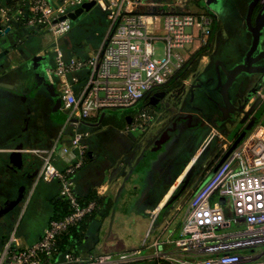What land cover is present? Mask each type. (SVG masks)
<instances>
[{"label":"crops","instance_id":"crops-1","mask_svg":"<svg viewBox=\"0 0 264 264\" xmlns=\"http://www.w3.org/2000/svg\"><path fill=\"white\" fill-rule=\"evenodd\" d=\"M149 1L178 2L181 10L193 13L210 9L215 24L207 52L188 63L189 75L177 87L162 90L166 94L158 102L153 98L161 91L144 101V106L161 113V121L145 133H124L132 121L130 112H107L78 128L68 122L58 80L51 72L54 48L44 31L24 24L29 15L25 0H0L8 11L6 21L0 22V209L24 196L18 206L0 215V243L14 235L21 247L35 244L56 213L63 211L59 183L39 180L42 161L32 150L69 146L75 133L83 131L85 161L75 175L76 191L83 202L97 197L101 205L82 224L74 247L83 257L146 256L156 238L178 236L181 223L177 226L173 216L186 205L180 199L191 190L198 163L204 158L203 169L223 144L228 150L248 126L264 124V72L241 71L227 88L228 101L223 93L228 75L246 64L252 48L247 17L254 0H209L208 5L201 0ZM138 10L151 13L155 7ZM107 16V9L95 3L77 19L70 18L72 30L60 40L66 58H87L100 49L109 30ZM260 52H264V27L256 55ZM255 67L264 71V58ZM257 101L253 118L230 109L245 105L248 111ZM214 141L220 144L205 156ZM175 142L178 149L173 152ZM55 164L64 166L59 157ZM181 189L177 200L164 209ZM172 206L173 215L168 211ZM260 261L264 264V254ZM58 262H65L64 255Z\"/></svg>","mask_w":264,"mask_h":264},{"label":"built area","instance_id":"built-area-1","mask_svg":"<svg viewBox=\"0 0 264 264\" xmlns=\"http://www.w3.org/2000/svg\"><path fill=\"white\" fill-rule=\"evenodd\" d=\"M201 1L208 5L209 0ZM90 2L108 11L106 38L89 57L66 58L60 40L72 30L69 14ZM25 4L29 15L24 24L44 31L55 50L51 72L58 80L62 109L75 128L107 112L122 111L132 114L124 133L147 132L161 121V113L144 106V101L165 90L192 56L209 44L215 24L212 10L184 11L178 2L25 0ZM142 6L155 7V11H139ZM7 15L0 6V22L6 21ZM86 135L77 131L69 146L32 150L42 161L39 180L59 183L69 212L52 220L42 238L31 246L21 247L14 235L0 243V264H263L264 124L254 126L199 187L182 217L177 237L156 238L146 256L105 253L83 257L68 253L64 263L58 262L61 238L100 208L97 200L82 202L76 191L75 175L84 165ZM56 157L63 160L62 168L55 164ZM104 192L101 186L98 193ZM222 198L230 210L220 203Z\"/></svg>","mask_w":264,"mask_h":264},{"label":"water","instance_id":"water-1","mask_svg":"<svg viewBox=\"0 0 264 264\" xmlns=\"http://www.w3.org/2000/svg\"><path fill=\"white\" fill-rule=\"evenodd\" d=\"M94 6H95V2L86 3L83 6H81L80 8H78L74 13L69 14V17L71 19L75 20V19H77V17H79L85 11L91 10ZM247 23H248V26H249V28H250L251 32L253 33V36H254L253 45H252V48L248 54L246 64L237 67L235 70H233V72H231L228 75L229 80H228V83L225 85V88L223 90V93H224L227 101L229 100L227 88L232 82H234L235 78L237 77V75L241 71H247V72H252V73L264 72L263 69L255 67V65L264 58V52H260L259 54L256 55V53H258V48H259V44H260L261 31L264 27V1L262 2V0H254L252 2L251 6L249 8V12H248ZM165 94H166L165 91H161V92L156 93L155 98H153V101L158 102L161 98H163L165 96ZM257 104H258V101L255 102V104H253L251 109L248 111H245V105L241 106L240 108H235V107L231 106L230 109H232L234 111L237 110L238 112L245 114V118L248 119V118H253L252 113L254 112ZM261 111H264V105H263ZM225 112L227 113V115H229V113H230L229 110H225ZM252 128L253 127L251 124L239 135V137L237 139L234 140V142L229 146L228 150L222 155L219 162L213 168V170L209 174L208 178L212 177L215 174V172L223 164V162L226 160V158L238 147V145L242 142V140L246 137V135L250 132V130ZM194 171H195V166L192 167L190 174H192ZM183 189H181L180 192H178L176 195H174L169 200V202L166 204L164 209H166L168 206H171L174 203V201L177 200V198L180 196ZM23 199H24L23 194H20L15 200H11V201L6 202L5 206L0 209V215L6 214L10 210H12L16 206H18L22 202ZM220 203L223 205L226 204V198H222L220 200Z\"/></svg>","mask_w":264,"mask_h":264},{"label":"trees","instance_id":"trees-1","mask_svg":"<svg viewBox=\"0 0 264 264\" xmlns=\"http://www.w3.org/2000/svg\"><path fill=\"white\" fill-rule=\"evenodd\" d=\"M207 52V47H205V48H203V49H201V50H199L196 54H194L193 56H192V58L188 61V63L189 64H193V63H195L196 61H197V59L199 58V57H201L202 55H204L205 53ZM188 63L185 65V67L181 70V71H179L175 76H174V78L172 79V81L170 82V84H169V86L165 89V90H170V89H173V88H175V87H177L179 84H180V82H181V80H183V79H185L188 75H189V73L191 72V70H188L187 69V65H188ZM80 198V197H79ZM62 199V198H61ZM93 199H95V200H97L98 201V203H99V205H101V200L99 199V198H97V197H94ZM63 200V199H62ZM82 201V200H81ZM83 202V201H82ZM63 203H64V209H63V211L62 212H58V213H56V215L54 216V218L52 219V220H54V219H61V218H63L65 215H67L68 214V212H69V209H68V206H67V204H66V202H65V200H63ZM95 213V212H94ZM93 213V214H94ZM92 214V215H93ZM91 215V216H92ZM91 216H89V217H91ZM89 217H87L79 226H77V227H74V228H72L70 231H69V233L68 234H66V235H64L62 238H61V240L59 241V243H58V245H57V248H58V255H57V258H59V256H61V255H65V254H68V253H70V254H73V255H75V256H81L80 255V253L76 250V248L74 247V244H75V242L79 239L78 237H79V234L81 233L80 231H81V226H82V224L89 218ZM153 264H158V263H153ZM160 264H171V263H169V262H162V263H160Z\"/></svg>","mask_w":264,"mask_h":264},{"label":"rangeland","instance_id":"rangeland-1","mask_svg":"<svg viewBox=\"0 0 264 264\" xmlns=\"http://www.w3.org/2000/svg\"><path fill=\"white\" fill-rule=\"evenodd\" d=\"M94 23V22H93ZM45 39H46V41L48 42V44H49V37H47V36H45ZM181 131V130H180ZM182 132H180V134H181ZM220 143H217L216 141H214L212 144H211V146H209V149L206 151L207 153L205 154V156L206 155H209V153H210V150H212V148H214L215 147V149H216V147H218V145H219ZM226 148H227V144H223V146H222V148H220V149H217V151L214 153V154H212L211 156H210V162H209V164L207 165V166H204V168L203 169H201L202 168V162L204 161V158L201 160V162H199L198 163V165H197V167H198V172L193 176L194 178H196L195 179V181L194 182H196V181H198V184L195 186V187H193L185 196H183V198L182 199H180V200H184L185 199V201H186V205L185 206H183L182 207V210H179V212L175 215V216H173V220H175L176 221V224H177V226H179V224L181 223V218L183 217L182 215H183V212H184V210L187 208V206H188V204L190 203V201L192 200V198L195 196V194L197 193V191H198V189H199V187L201 186V185H203L205 182H207L210 178H208V176H209V174L211 173V171L213 170V168L216 166V164L219 162V160H220V158L222 157V155L225 153V150H226ZM176 149H178V144L175 142L173 145H172V147H171V151H175ZM201 169V170H200ZM201 173H202V178L201 179H199L200 177L199 176H201ZM186 179L188 180L189 178L186 176ZM199 179V180H198ZM183 183L184 182H182V185H183ZM172 198V197H171ZM179 204V203H178ZM175 206V205H174ZM174 206H172V207H170L169 209H168V211L171 213V212H173L174 210L173 209H171V208H173ZM186 207V208H185ZM175 213V211L172 213V215ZM181 215V216H180ZM151 253V252H150ZM140 264H147V263H140Z\"/></svg>","mask_w":264,"mask_h":264},{"label":"flooded vegetation","instance_id":"flooded-vegetation-1","mask_svg":"<svg viewBox=\"0 0 264 264\" xmlns=\"http://www.w3.org/2000/svg\"><path fill=\"white\" fill-rule=\"evenodd\" d=\"M146 99H147V98H146ZM199 177H200L199 179H201V178L203 177V176H202V173H201V176H199ZM195 179H196V178H195ZM195 179H194V181H195ZM199 179H198V180H199ZM192 181H193V180H192ZM194 181L192 182V185L190 186V189H192L193 187H195V186L198 184V181H196V182H194ZM184 183H185V182H184ZM183 185H186V184H183ZM188 192H189V191H188ZM177 193H178V192H177ZM177 193H176V194H177ZM176 194H175V195H176Z\"/></svg>","mask_w":264,"mask_h":264}]
</instances>
